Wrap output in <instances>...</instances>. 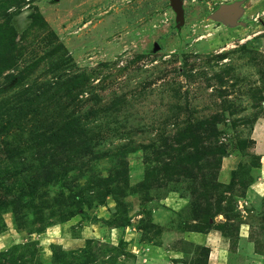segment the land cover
Segmentation results:
<instances>
[{
	"label": "rangeland",
	"instance_id": "rangeland-1",
	"mask_svg": "<svg viewBox=\"0 0 264 264\" xmlns=\"http://www.w3.org/2000/svg\"><path fill=\"white\" fill-rule=\"evenodd\" d=\"M181 1L0 0V264H264V0Z\"/></svg>",
	"mask_w": 264,
	"mask_h": 264
},
{
	"label": "crops",
	"instance_id": "crops-1",
	"mask_svg": "<svg viewBox=\"0 0 264 264\" xmlns=\"http://www.w3.org/2000/svg\"><path fill=\"white\" fill-rule=\"evenodd\" d=\"M252 140L255 142L257 153L262 154L264 152V116L259 117L257 121L255 122L252 128ZM261 159L263 160V158ZM250 189L251 190L256 189L254 190V192L258 191L262 194L264 193V168L263 166L261 167L260 176H259L258 181L255 182V184L251 185ZM241 238H244V236H242Z\"/></svg>",
	"mask_w": 264,
	"mask_h": 264
},
{
	"label": "water",
	"instance_id": "water-1",
	"mask_svg": "<svg viewBox=\"0 0 264 264\" xmlns=\"http://www.w3.org/2000/svg\"><path fill=\"white\" fill-rule=\"evenodd\" d=\"M169 5L176 16V20L179 23H182L183 22V9H182L183 3L182 1L181 0H169ZM229 13H230V7H221L212 14V17L218 18L220 20L227 22L230 20Z\"/></svg>",
	"mask_w": 264,
	"mask_h": 264
},
{
	"label": "trees",
	"instance_id": "trees-1",
	"mask_svg": "<svg viewBox=\"0 0 264 264\" xmlns=\"http://www.w3.org/2000/svg\"><path fill=\"white\" fill-rule=\"evenodd\" d=\"M0 32H1V31H0ZM3 38H4L3 35L0 34V41H1V42L3 41ZM202 249H204V248H202ZM207 254H208V251L205 250V255L207 256Z\"/></svg>",
	"mask_w": 264,
	"mask_h": 264
}]
</instances>
